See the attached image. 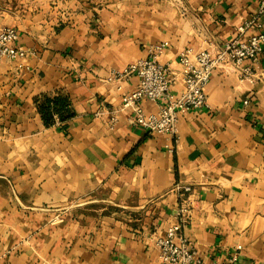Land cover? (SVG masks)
I'll return each mask as SVG.
<instances>
[{"label": "crops", "instance_id": "obj_1", "mask_svg": "<svg viewBox=\"0 0 264 264\" xmlns=\"http://www.w3.org/2000/svg\"><path fill=\"white\" fill-rule=\"evenodd\" d=\"M258 2H8L0 29L30 54L0 63V264H160L154 239L176 222L178 183L191 187L181 233L205 263L264 264V51L240 67L252 81L232 64L212 71L208 106L179 117L176 141L120 110L136 76L107 80L166 42L158 60L180 95L179 51L236 37ZM43 95L66 96L73 117L46 126Z\"/></svg>", "mask_w": 264, "mask_h": 264}, {"label": "built area", "instance_id": "obj_2", "mask_svg": "<svg viewBox=\"0 0 264 264\" xmlns=\"http://www.w3.org/2000/svg\"><path fill=\"white\" fill-rule=\"evenodd\" d=\"M248 30H253L245 36ZM238 35L225 41L220 46L208 50H194L190 47L182 49L177 55L179 76L183 88L180 95L170 92L172 71L167 64L159 62L158 57L167 43L154 45L147 58L130 63L121 70L110 73L107 80L123 82L132 76L138 78V84L133 91L122 95L120 110L130 112L128 120L131 125L149 134H162L176 141L177 122L180 116L191 110L207 107L205 87L213 70L232 64L239 69L241 80L252 81L249 68H240L245 60L255 62L264 51V0H259L255 13L249 20L237 28ZM18 32L15 28L0 29V63L4 60L20 61L30 53L19 47ZM19 67H21L19 65ZM143 100L161 102L154 113H145L141 107ZM117 111H110L109 124L112 127L116 121ZM55 123L59 119L54 116ZM170 152L173 147H169ZM179 193L176 209V222L169 226L163 237H156L154 244L158 249L160 264H207L197 254L189 240L182 235V229L190 217L191 187L175 184ZM240 249V246H237ZM238 255L231 256L224 264H236Z\"/></svg>", "mask_w": 264, "mask_h": 264}, {"label": "trees", "instance_id": "obj_3", "mask_svg": "<svg viewBox=\"0 0 264 264\" xmlns=\"http://www.w3.org/2000/svg\"><path fill=\"white\" fill-rule=\"evenodd\" d=\"M35 104L46 126L55 124V115L61 122L73 117L70 102L66 96L56 95L50 97L43 95L35 99Z\"/></svg>", "mask_w": 264, "mask_h": 264}, {"label": "rangeland", "instance_id": "obj_4", "mask_svg": "<svg viewBox=\"0 0 264 264\" xmlns=\"http://www.w3.org/2000/svg\"><path fill=\"white\" fill-rule=\"evenodd\" d=\"M13 1L14 0H0V13L7 12V10H5L4 7L8 6L9 3L13 2Z\"/></svg>", "mask_w": 264, "mask_h": 264}]
</instances>
